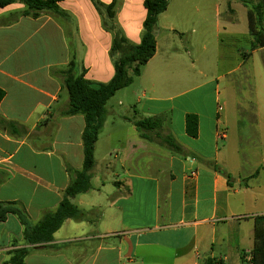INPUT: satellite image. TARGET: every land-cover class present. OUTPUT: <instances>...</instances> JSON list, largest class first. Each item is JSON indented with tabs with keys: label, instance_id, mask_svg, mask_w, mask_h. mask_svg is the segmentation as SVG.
<instances>
[{
	"label": "crops",
	"instance_id": "0c3cea01",
	"mask_svg": "<svg viewBox=\"0 0 264 264\" xmlns=\"http://www.w3.org/2000/svg\"><path fill=\"white\" fill-rule=\"evenodd\" d=\"M143 1L115 0V31L91 0H62L63 16H26L21 0L0 8V202L18 204L30 224L56 210L82 168L84 117L65 115L70 63L93 84L109 82L114 35L140 44ZM220 1L170 0L154 56L106 104L91 188L72 199L86 219H67L52 241L28 245L18 217L7 214L0 264L18 248L28 249L26 264H248L255 218L264 217V48L251 50L247 12L238 10L246 20L240 31L233 4L221 34L227 42L218 23L209 40V4ZM196 60L203 70L195 75L187 66ZM187 114L197 116L195 138L185 130ZM155 116L181 154L140 137L133 123ZM110 124L118 127L106 133Z\"/></svg>",
	"mask_w": 264,
	"mask_h": 264
},
{
	"label": "trees",
	"instance_id": "16d2710c",
	"mask_svg": "<svg viewBox=\"0 0 264 264\" xmlns=\"http://www.w3.org/2000/svg\"><path fill=\"white\" fill-rule=\"evenodd\" d=\"M62 0H21L26 6L23 14L38 17L41 12H50L55 16H63L58 3ZM256 4L246 2L248 34L251 38V50L264 48V0H255ZM15 0H0V8L14 3ZM100 14H104L108 23L104 26L115 31V0L109 5H104L98 0H91ZM170 0H144L146 17L142 24L141 41L138 45H130L117 33L114 35L110 48V57L114 64V76L107 83L93 84L84 79L83 72L74 74L71 62L66 72L63 85L68 95L66 116L81 114L84 117L85 126L82 133L83 163L82 168L75 175L64 192L63 199L53 212H47L35 224L28 222L25 211L15 202H0V222L6 219L7 214L18 217L24 227L23 238L26 244H44L52 241L54 233L62 226L65 220L72 219L77 222L84 221L87 214L79 210L72 199L90 190V179L95 165L94 147L98 135L101 133L106 119L107 102L115 93L129 86L134 77L140 75L141 68L154 56L156 52L155 36L158 32L157 21L160 14L164 13ZM4 98V92L0 89V102ZM163 118L159 116L143 118L133 124L140 137L148 141H156L173 153L181 154L180 145L170 135H161ZM185 130L189 137L197 136V116L187 114L185 117ZM155 133L154 136H150ZM26 248H18L8 253L6 264H26ZM251 260L248 264H264V217H256L253 231V247L250 252ZM243 262L245 260L243 258ZM205 264H214L212 260H206Z\"/></svg>",
	"mask_w": 264,
	"mask_h": 264
},
{
	"label": "rangeland",
	"instance_id": "374dc122",
	"mask_svg": "<svg viewBox=\"0 0 264 264\" xmlns=\"http://www.w3.org/2000/svg\"><path fill=\"white\" fill-rule=\"evenodd\" d=\"M229 1V2H228ZM233 1V2H232ZM246 2L248 3H252V4H256V1L255 0H224V2H217L219 4V12L218 14L216 13V7H217V3H211L209 4V8H208V13H207V17L206 19H208V38L210 41H214V35H215V28H216V24L218 23L219 24V30H220V36L221 34L223 33V26L227 29V25L224 24V18H225V15H227V8H228V5L230 6V4H233V6L235 7V9L237 10L236 11V14L235 16L237 17L238 19V25H237V29H239L240 31L242 30H245L246 29V20H245V16H241V11H238L239 9L240 10H243L242 8H244V10H246V12L248 11L249 7L247 6ZM199 28H197L198 30ZM194 37H198L199 36V30H198V33L196 35H193ZM179 38V37H177ZM181 38H182V42H189L190 41V33L189 32H186L184 33L183 35H181ZM222 40H224V42L226 43L227 40H226V37L224 36H221ZM240 45H243V43H240ZM197 46H199V42L197 43ZM246 49V48H245ZM246 55V54H244ZM194 59H197L196 58V55H194ZM188 67V72L191 73V74H198L197 71L198 70H203V67L201 66V61L200 60H196V67L193 69L191 68L189 65L187 66ZM207 70V69H206ZM211 70V71H210ZM214 72V68L211 67L209 68L208 70V73H213ZM186 100H182L181 103H185ZM190 102V101H188ZM205 110L206 111H209L210 110V105H209V101H207V104L205 106ZM116 123H120V121H115ZM118 127L117 124L115 125H109L106 129V133H109V132H112L114 131L116 128ZM104 150H105V147L102 146V147H99L98 149V156L101 157L103 154H104ZM118 168H119V164H117ZM20 198L21 199H24L25 198V190L24 188L21 189V192H20ZM113 264H117L116 262H114Z\"/></svg>",
	"mask_w": 264,
	"mask_h": 264
},
{
	"label": "built area",
	"instance_id": "2783aa9c",
	"mask_svg": "<svg viewBox=\"0 0 264 264\" xmlns=\"http://www.w3.org/2000/svg\"><path fill=\"white\" fill-rule=\"evenodd\" d=\"M226 131H225V129L224 128H220V129H218L217 130V138H219V139H223L224 138V136H225V133ZM195 176H196V173L195 172H192L191 174H190V177L191 178H195ZM247 260H251V256H249L248 258H247Z\"/></svg>",
	"mask_w": 264,
	"mask_h": 264
}]
</instances>
